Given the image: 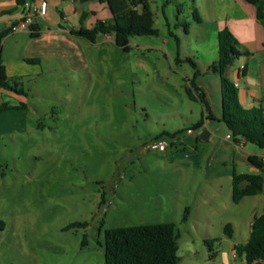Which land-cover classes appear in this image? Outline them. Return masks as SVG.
Masks as SVG:
<instances>
[{"label": "rangeland", "instance_id": "374dc122", "mask_svg": "<svg viewBox=\"0 0 264 264\" xmlns=\"http://www.w3.org/2000/svg\"><path fill=\"white\" fill-rule=\"evenodd\" d=\"M149 3L157 35L131 37L129 51L113 35L72 36L71 59L49 58L23 82L27 111L0 117V264H106L107 229L162 223L180 234L179 264H243L233 250L264 212V191L235 204L233 172L260 174L245 158L259 148L226 142L216 121L202 139L203 106L187 94L203 84L220 108L208 65L218 60V24L238 8ZM159 140L166 151L147 149Z\"/></svg>", "mask_w": 264, "mask_h": 264}, {"label": "trees", "instance_id": "16d2710c", "mask_svg": "<svg viewBox=\"0 0 264 264\" xmlns=\"http://www.w3.org/2000/svg\"><path fill=\"white\" fill-rule=\"evenodd\" d=\"M24 4L22 0H18ZM84 2L99 1L108 7L111 18L97 20L92 28L73 30L72 34L84 38L90 43H96L100 36L114 35L115 44L129 51V41L134 36H154V17L150 0H83ZM256 8L257 20L264 24V0H246ZM83 21V20H82ZM9 31L0 33V89L19 95H26L18 83H10L6 74L1 54L5 37ZM32 37L39 36V30L34 27ZM240 43L228 29L218 32V60L210 70L218 75L221 84V116L217 118L211 108L205 93L195 82L190 83L187 94L193 101H199L203 106V114L196 124L202 128L206 120L224 123L234 141H244L264 148V110L262 108L245 109L239 101L236 86L228 79L226 72L232 63L240 56H248V51L240 52ZM34 63L35 60H28ZM196 92V95H194ZM22 107L25 105L22 104ZM12 109L9 104H0V116ZM248 162L264 174V161L258 156H249ZM263 174H238L233 172V202L240 204L246 197L257 196L264 190ZM81 226L74 224L70 228ZM227 236H233L231 224L225 227ZM180 234L174 223L142 225L135 227H117L105 231L106 264H179ZM236 255L244 258L246 264L264 262V212L256 217L251 226L249 240L236 246Z\"/></svg>", "mask_w": 264, "mask_h": 264}, {"label": "crops", "instance_id": "0c3cea01", "mask_svg": "<svg viewBox=\"0 0 264 264\" xmlns=\"http://www.w3.org/2000/svg\"><path fill=\"white\" fill-rule=\"evenodd\" d=\"M22 1L26 3L31 0ZM234 1L238 8V14L234 15L232 13L231 17L228 16V19L220 22L216 29L219 32L224 28H228L239 41L240 52L248 51L251 54L238 57L227 69L226 75L236 86L240 104L245 109L262 108L264 110V24H261L257 20L254 5L248 3L246 0ZM22 8L23 4H20L18 0H0V33L4 31L10 32L12 23L19 19L22 14ZM110 18L111 15L108 7L99 1L54 0L50 3L47 16L36 19L35 27L39 30L38 37H32L29 31L10 32L4 39L1 58L6 67L8 81L22 85L21 88L25 91L26 95H19L0 89V104H9L12 109L7 112L27 111L28 92L24 89L23 82L25 80L30 81L32 76H40L44 61L49 58L58 59L67 57L71 59L66 55L68 54L66 51L69 49L66 43L73 42L71 38L74 36L72 34L73 30H79L80 28L89 29L95 25L97 20H109ZM109 35L113 34L106 36ZM9 43L15 48V54L6 52V45ZM28 60H35V62L30 63ZM214 62L209 63V72ZM198 87L205 93L211 105L210 93H206L204 90L205 86L199 84ZM219 91L221 102V84ZM22 104L25 107H22ZM221 106L219 109L216 108L214 110L211 105L212 111L217 118L221 116ZM211 122L213 121L206 120L205 122L209 138L212 136ZM216 122L224 124L219 121ZM230 134L228 130L227 136ZM230 141H233L232 143L239 149H242L247 144L244 141H234V139ZM230 141L226 140V142ZM249 156H258L264 161V148L247 153L245 157L247 161ZM252 167L254 172L263 174L255 166L252 165ZM234 251L235 249L233 253ZM241 259L243 264H246L245 259ZM255 264H264V262H257Z\"/></svg>", "mask_w": 264, "mask_h": 264}, {"label": "built area", "instance_id": "2783aa9c", "mask_svg": "<svg viewBox=\"0 0 264 264\" xmlns=\"http://www.w3.org/2000/svg\"><path fill=\"white\" fill-rule=\"evenodd\" d=\"M54 0H31L23 4L22 14L19 19L12 23L10 27L11 33H18L23 31L31 32L35 25L37 18H45L48 14L50 3ZM193 131L189 130V133ZM232 135L226 137L227 141L232 140ZM242 146V145H240ZM168 143L166 141H155L151 143L147 149L164 152L167 150ZM236 253V251H234Z\"/></svg>", "mask_w": 264, "mask_h": 264}, {"label": "water", "instance_id": "95a60500", "mask_svg": "<svg viewBox=\"0 0 264 264\" xmlns=\"http://www.w3.org/2000/svg\"><path fill=\"white\" fill-rule=\"evenodd\" d=\"M201 137H202V139L207 140V139L209 138V133H208V131L205 130V131L202 133Z\"/></svg>", "mask_w": 264, "mask_h": 264}]
</instances>
